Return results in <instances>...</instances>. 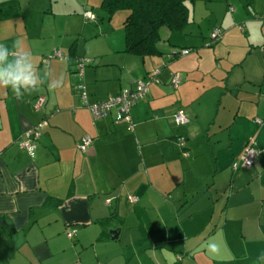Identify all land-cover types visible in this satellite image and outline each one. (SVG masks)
<instances>
[{
	"label": "crops",
	"instance_id": "1",
	"mask_svg": "<svg viewBox=\"0 0 264 264\" xmlns=\"http://www.w3.org/2000/svg\"><path fill=\"white\" fill-rule=\"evenodd\" d=\"M231 2L206 0L197 19L188 7V24L167 28L175 40L161 36V53L142 56L125 50L127 11L120 25L102 0H0V43L21 40L42 76L66 78L19 100L0 88V264H253L264 250V0ZM156 68L132 129L117 107L93 119L82 105L80 85L100 102ZM41 122L30 155L19 141ZM252 138L255 163L232 171Z\"/></svg>",
	"mask_w": 264,
	"mask_h": 264
},
{
	"label": "trees",
	"instance_id": "2",
	"mask_svg": "<svg viewBox=\"0 0 264 264\" xmlns=\"http://www.w3.org/2000/svg\"><path fill=\"white\" fill-rule=\"evenodd\" d=\"M187 1L189 0H102V7L109 13H113L118 9H124L127 11V15L123 21V28L125 32V50L143 56L161 53L159 48V42L161 40L160 28L166 27L171 31H179L182 30L186 24H188L189 9ZM190 1L194 2V0ZM176 54L177 52L175 55ZM151 75L152 74L148 75L146 78L151 77ZM157 76L158 75H154V79L150 82V84L158 81ZM178 109H182L184 112L183 108L180 107ZM184 138V147H180L178 145L182 149V153L186 152L187 138ZM251 140L255 142V139L252 138ZM250 141L247 142L246 146ZM255 150L256 156L253 164L256 161L258 153L256 142ZM240 156L234 162H238ZM234 162L230 165L232 171L234 170L232 168Z\"/></svg>",
	"mask_w": 264,
	"mask_h": 264
},
{
	"label": "built area",
	"instance_id": "3",
	"mask_svg": "<svg viewBox=\"0 0 264 264\" xmlns=\"http://www.w3.org/2000/svg\"><path fill=\"white\" fill-rule=\"evenodd\" d=\"M83 15L91 19L95 18V15L87 10L83 11ZM210 38L212 40H218L220 38L219 30L218 29L214 30L211 33ZM188 52L189 49H183L179 52V55H185ZM51 56L62 57V54L60 53V51L55 50ZM48 62H49V58H47V63ZM89 62L90 59H83V58L78 59L77 60V65L79 67L78 71L82 73L84 66ZM158 72H159V68H156L154 70V73L151 75V77L138 80L133 89H124L116 96L109 97L104 101L95 102V103L88 102L85 87L84 85H80L78 87V92L81 97L82 105L89 109L93 119H99L107 115L113 107H117L118 109L117 119L126 121L128 123V128L132 129L133 123L130 117V108L138 99L142 98L146 94L150 82L154 79V75L158 74ZM171 81H172V85L174 87H177L179 82L178 76L173 75ZM43 102H44V96H38L34 102L33 107L35 109H39L42 106ZM174 121L176 125L179 126L184 125L188 122V119L182 109H178L175 112ZM255 121L257 123H261V119L256 118ZM42 125L43 124L41 122L37 126L27 130L24 133L22 139L19 141V146L24 148L30 155L33 154V150L35 147L32 140H35L40 136ZM91 143H92V138L89 135H85L78 142L77 148L80 152H85ZM178 145L180 147H184L185 145L184 136H180L178 138ZM183 155L184 156L187 155V152H184ZM255 156H256L255 142L251 140L249 144L246 146L244 152L241 154L239 161L233 163L232 168L236 170L240 167H250L253 164ZM127 199L129 202H135L137 200V198L134 195H128ZM67 234L68 236H71L73 234V231H68Z\"/></svg>",
	"mask_w": 264,
	"mask_h": 264
},
{
	"label": "clouds",
	"instance_id": "4",
	"mask_svg": "<svg viewBox=\"0 0 264 264\" xmlns=\"http://www.w3.org/2000/svg\"><path fill=\"white\" fill-rule=\"evenodd\" d=\"M65 79L63 73L54 78L50 73L42 76L33 62L32 53L25 48L21 40L17 39L11 45L0 43V88L10 89L18 100L44 84L50 90L61 89ZM207 251L214 256L219 255L221 246L215 241L209 242ZM258 261H264V250L256 256L253 264Z\"/></svg>",
	"mask_w": 264,
	"mask_h": 264
},
{
	"label": "rangeland",
	"instance_id": "5",
	"mask_svg": "<svg viewBox=\"0 0 264 264\" xmlns=\"http://www.w3.org/2000/svg\"><path fill=\"white\" fill-rule=\"evenodd\" d=\"M230 1H232L231 3H230V5H234V6H241L239 3L242 1V0H230ZM194 2L195 3H193V1H187V6L188 7H190V8H192V16H193V11H194V18H196L197 19V17H198V13H196V8L197 7H200V6H202V5H204L205 6V4H206V0H194ZM208 2V1H207ZM224 4H225V6H227V3L226 2H224ZM193 6H194V9H193ZM196 9V10H195ZM124 13H125V10L124 9H118V10H116V11H114L112 14H115L114 15V19L116 20H118V24H120L121 25V21H122V18H123V15H124ZM126 14V13H125ZM207 14H209L208 12L206 13V15ZM205 15V16H206ZM126 16V15H125ZM168 30H167V28L166 27H163V28H161L160 29V34H161V36H162V39L164 40V39H166V40H169V36H171V35H173L172 36V39H174L175 40V36H176V33L177 32H167ZM173 33V34H172ZM209 41V38H208V40H207V42ZM162 43H163V41H162ZM207 44V43H206Z\"/></svg>",
	"mask_w": 264,
	"mask_h": 264
},
{
	"label": "water",
	"instance_id": "6",
	"mask_svg": "<svg viewBox=\"0 0 264 264\" xmlns=\"http://www.w3.org/2000/svg\"><path fill=\"white\" fill-rule=\"evenodd\" d=\"M116 233H117V232H116L115 230H111V231H110V234H111V235H114V234H115V235H114V238L117 237Z\"/></svg>",
	"mask_w": 264,
	"mask_h": 264
}]
</instances>
